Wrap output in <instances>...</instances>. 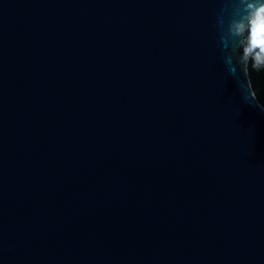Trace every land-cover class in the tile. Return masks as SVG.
Listing matches in <instances>:
<instances>
[{
    "label": "water",
    "instance_id": "obj_1",
    "mask_svg": "<svg viewBox=\"0 0 264 264\" xmlns=\"http://www.w3.org/2000/svg\"><path fill=\"white\" fill-rule=\"evenodd\" d=\"M233 18L0 0V264H264V112L224 63Z\"/></svg>",
    "mask_w": 264,
    "mask_h": 264
},
{
    "label": "clouds",
    "instance_id": "obj_2",
    "mask_svg": "<svg viewBox=\"0 0 264 264\" xmlns=\"http://www.w3.org/2000/svg\"><path fill=\"white\" fill-rule=\"evenodd\" d=\"M231 6L235 18L231 19L226 31L222 29L220 40L223 45L224 63L229 75L238 84L241 98L261 112H264V103L255 96L249 78V65L255 70L264 69V49L254 46L252 37V22L257 17L264 18V0H225ZM223 24V19L220 21ZM239 65V72L236 69ZM241 73L246 82L240 79Z\"/></svg>",
    "mask_w": 264,
    "mask_h": 264
},
{
    "label": "trees",
    "instance_id": "obj_3",
    "mask_svg": "<svg viewBox=\"0 0 264 264\" xmlns=\"http://www.w3.org/2000/svg\"><path fill=\"white\" fill-rule=\"evenodd\" d=\"M254 46H260L264 49V28ZM249 78L251 80L255 96L261 103H264V69L258 71L249 65Z\"/></svg>",
    "mask_w": 264,
    "mask_h": 264
}]
</instances>
